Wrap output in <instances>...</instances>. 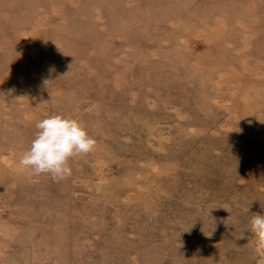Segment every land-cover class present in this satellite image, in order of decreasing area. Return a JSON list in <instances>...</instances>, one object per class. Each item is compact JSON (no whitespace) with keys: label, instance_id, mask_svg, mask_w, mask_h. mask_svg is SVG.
I'll use <instances>...</instances> for the list:
<instances>
[{"label":"rangeland","instance_id":"1","mask_svg":"<svg viewBox=\"0 0 264 264\" xmlns=\"http://www.w3.org/2000/svg\"><path fill=\"white\" fill-rule=\"evenodd\" d=\"M49 114L96 140L55 181ZM264 0H0V264H264Z\"/></svg>","mask_w":264,"mask_h":264},{"label":"clouds","instance_id":"2","mask_svg":"<svg viewBox=\"0 0 264 264\" xmlns=\"http://www.w3.org/2000/svg\"><path fill=\"white\" fill-rule=\"evenodd\" d=\"M37 132L19 163L33 175L48 174L55 181L72 174L69 161L89 153L96 140L83 123L74 117L49 114L36 123ZM251 232L264 242V214L251 217Z\"/></svg>","mask_w":264,"mask_h":264}]
</instances>
